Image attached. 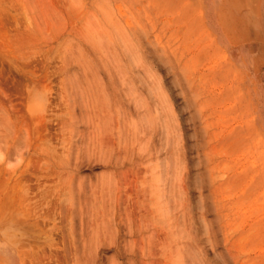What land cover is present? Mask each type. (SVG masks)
I'll use <instances>...</instances> for the list:
<instances>
[{"label":"rangeland","instance_id":"rangeland-1","mask_svg":"<svg viewBox=\"0 0 264 264\" xmlns=\"http://www.w3.org/2000/svg\"><path fill=\"white\" fill-rule=\"evenodd\" d=\"M204 0H0V264H264V70Z\"/></svg>","mask_w":264,"mask_h":264},{"label":"crops","instance_id":"crops-1","mask_svg":"<svg viewBox=\"0 0 264 264\" xmlns=\"http://www.w3.org/2000/svg\"><path fill=\"white\" fill-rule=\"evenodd\" d=\"M218 44L254 76L264 70V0H204Z\"/></svg>","mask_w":264,"mask_h":264}]
</instances>
